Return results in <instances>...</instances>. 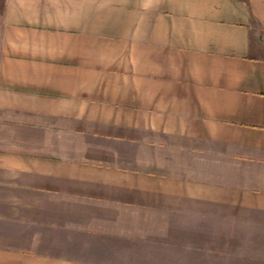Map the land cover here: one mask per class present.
<instances>
[{
  "label": "crops",
  "instance_id": "1",
  "mask_svg": "<svg viewBox=\"0 0 264 264\" xmlns=\"http://www.w3.org/2000/svg\"><path fill=\"white\" fill-rule=\"evenodd\" d=\"M198 249L264 264V0H0V264Z\"/></svg>",
  "mask_w": 264,
  "mask_h": 264
},
{
  "label": "rangeland",
  "instance_id": "2",
  "mask_svg": "<svg viewBox=\"0 0 264 264\" xmlns=\"http://www.w3.org/2000/svg\"><path fill=\"white\" fill-rule=\"evenodd\" d=\"M227 235H219V245L222 244L223 241H225ZM225 237V239H224ZM206 238V236H204ZM209 239V238H208ZM224 243V242H223ZM246 250H220L219 253L223 254V256H219L218 263L217 264H236L240 263L241 259L245 257ZM212 252L210 250H188L186 257L188 258V262H191L194 264V262L197 260H202V264H211V260L214 257H211L210 254ZM196 259V260H193ZM242 259V260H243Z\"/></svg>",
  "mask_w": 264,
  "mask_h": 264
}]
</instances>
